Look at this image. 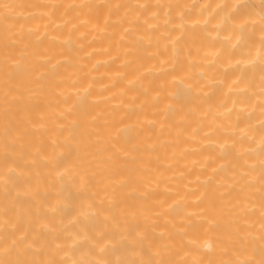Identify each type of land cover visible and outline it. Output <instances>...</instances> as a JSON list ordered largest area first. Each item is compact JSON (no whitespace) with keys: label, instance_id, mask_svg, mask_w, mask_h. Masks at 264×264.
<instances>
[{"label":"bare ground","instance_id":"1","mask_svg":"<svg viewBox=\"0 0 264 264\" xmlns=\"http://www.w3.org/2000/svg\"><path fill=\"white\" fill-rule=\"evenodd\" d=\"M0 264H264V0H0Z\"/></svg>","mask_w":264,"mask_h":264},{"label":"rangeland","instance_id":"2","mask_svg":"<svg viewBox=\"0 0 264 264\" xmlns=\"http://www.w3.org/2000/svg\"><path fill=\"white\" fill-rule=\"evenodd\" d=\"M226 1V0H225ZM228 1H231V0H228ZM233 1V0H232Z\"/></svg>","mask_w":264,"mask_h":264}]
</instances>
